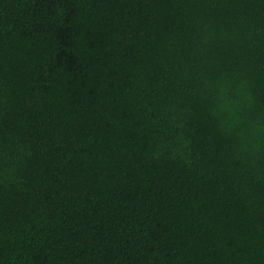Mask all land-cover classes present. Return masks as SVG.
Returning <instances> with one entry per match:
<instances>
[{"label": "trees", "instance_id": "16d2710c", "mask_svg": "<svg viewBox=\"0 0 264 264\" xmlns=\"http://www.w3.org/2000/svg\"><path fill=\"white\" fill-rule=\"evenodd\" d=\"M0 264H264V0H0Z\"/></svg>", "mask_w": 264, "mask_h": 264}]
</instances>
